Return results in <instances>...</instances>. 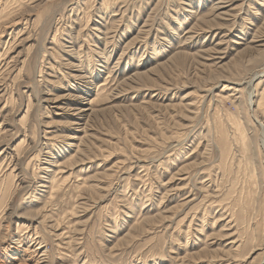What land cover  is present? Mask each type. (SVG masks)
Returning a JSON list of instances; mask_svg holds the SVG:
<instances>
[{"label": "rangeland", "instance_id": "rangeland-1", "mask_svg": "<svg viewBox=\"0 0 264 264\" xmlns=\"http://www.w3.org/2000/svg\"><path fill=\"white\" fill-rule=\"evenodd\" d=\"M255 118L264 0H0V264H264Z\"/></svg>", "mask_w": 264, "mask_h": 264}, {"label": "bare ground", "instance_id": "bare-ground-1", "mask_svg": "<svg viewBox=\"0 0 264 264\" xmlns=\"http://www.w3.org/2000/svg\"><path fill=\"white\" fill-rule=\"evenodd\" d=\"M256 75V74H255ZM262 76V74H261ZM255 77V76H253ZM253 81V80H252ZM252 81L249 83L250 87L252 85ZM249 88V87H248ZM248 98H247V103L249 104V108L252 106V105H255L254 103V99H255V89L253 90V88L251 87L250 89H248ZM254 111V110H253ZM257 120V123L259 124V126L261 127L260 131H261V143H262V147L264 149V125L261 121H259L257 118H255ZM263 253H264V249H263Z\"/></svg>", "mask_w": 264, "mask_h": 264}]
</instances>
